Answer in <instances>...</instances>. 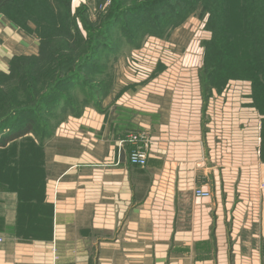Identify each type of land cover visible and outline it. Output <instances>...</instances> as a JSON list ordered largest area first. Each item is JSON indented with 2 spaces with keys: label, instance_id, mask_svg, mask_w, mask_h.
I'll use <instances>...</instances> for the list:
<instances>
[{
  "label": "crops",
  "instance_id": "1",
  "mask_svg": "<svg viewBox=\"0 0 264 264\" xmlns=\"http://www.w3.org/2000/svg\"><path fill=\"white\" fill-rule=\"evenodd\" d=\"M39 50L32 30L0 14V74ZM119 60L107 93L79 114L0 147L1 170L22 160L40 173L0 174V264H264L256 95L233 78L205 92L189 72L194 61L161 62L143 81L132 72L139 61L126 59L118 75ZM140 130L152 140L145 166L132 165L130 146L120 144ZM21 143L36 151L9 152Z\"/></svg>",
  "mask_w": 264,
  "mask_h": 264
},
{
  "label": "rangeland",
  "instance_id": "2",
  "mask_svg": "<svg viewBox=\"0 0 264 264\" xmlns=\"http://www.w3.org/2000/svg\"><path fill=\"white\" fill-rule=\"evenodd\" d=\"M119 1L123 2L121 6L117 3ZM5 14L17 27L26 32L32 30L39 42L41 38L49 42V48H57L58 56L65 54V51H75L76 48L73 47L78 45L76 41L78 33H82L83 38L88 36L82 20H85L86 26L95 34L99 32L103 35L99 42L106 47L103 49L100 47L103 53L100 55V61L91 64L92 66L99 64L98 74L93 71L88 73V67L82 73V77L88 81L85 91L82 88L86 81L80 87H58L59 91L45 105L47 110L49 105L58 102L56 108L51 109L49 106L47 112L45 110L35 113L37 116H43L39 123L46 126L49 125V121L50 124H54L66 116L70 111L69 102H73L76 107L81 106L86 97L84 94L88 97L90 93L95 95L103 92L99 90L96 92L93 86L98 85L100 90L105 89L107 85L100 86L99 82L105 79L104 83L107 84V80L115 77L112 62L119 56L120 60L116 64L118 75L126 64V59L129 62L139 61L138 65L133 64L135 68L132 72L133 76L142 78L143 81L160 74L161 62L172 68L184 60H190L195 64L197 62V67L194 70L191 68L189 72L191 76L192 73L199 74L205 92L211 88L220 91L225 86L229 87V83H226L229 77L234 79L232 84L238 83L241 92H245L246 87L247 91L255 95L258 89H262L258 88L256 82L258 79L262 80L264 76V74L260 75L264 70L261 64L264 62V41L263 49L259 50L261 53L252 50L243 32L246 23L247 30L255 41L258 38L260 40L262 36L264 38V0H115L114 2L113 0H17L7 8ZM114 14H117L120 20L118 19L113 25L111 32H106L109 21L117 16ZM62 22L65 27L69 24L74 25L73 36L62 30L64 29L61 26ZM177 26H181L177 36L169 40L168 34ZM155 35H159L157 37L158 39L160 37L161 41L152 39ZM176 40L180 41L176 43ZM176 44L180 50L171 49L172 46L176 49ZM175 71L176 69L170 70V73L173 74ZM6 83L10 85L9 90H11L13 79H9ZM250 84H252L251 89H249ZM10 92L13 95V92ZM257 99L256 97L254 101L257 107L259 105L264 107V95ZM5 111H7V103H5ZM15 146L9 152L19 157L22 153L35 149L31 145L22 143L19 147ZM7 169L10 176L38 171L37 167H32L22 160L10 161ZM6 170L0 169V174ZM39 174L37 172L35 175Z\"/></svg>",
  "mask_w": 264,
  "mask_h": 264
},
{
  "label": "trees",
  "instance_id": "3",
  "mask_svg": "<svg viewBox=\"0 0 264 264\" xmlns=\"http://www.w3.org/2000/svg\"><path fill=\"white\" fill-rule=\"evenodd\" d=\"M15 1L17 0H0V14L3 13L4 15H6L5 11ZM114 1L115 0H113V2ZM117 3H119L120 6L123 4V2L121 1ZM69 12L71 13L70 9ZM116 15L117 14H114V16ZM118 19L119 16L117 15L115 18L109 21L106 32H111L113 30L112 27L118 21ZM82 21L83 23H85V29L88 32V36L83 38L82 33L77 34L76 41L78 45H76V47H73L76 48L75 51H65V54H61L62 56H58V49L52 46V48H49V42L47 43L40 38L41 42L38 55L15 56L12 59L10 71L8 73L0 74V147H5L8 143L22 136H27V134L31 133L43 137L50 129L51 124L50 121L48 126L39 123L40 118H42L43 116H37L35 113H37L38 111L46 110V102L53 99L54 94L59 91L58 87H80L84 85V81H86L85 85L82 88V90L85 91V86H87L86 83L88 81L86 80V78L82 77V73L87 69V67L88 73L93 71L94 73L96 72V75L98 74L99 64H97L96 66H92L91 64L94 61H96V63L97 61H100V55L103 54L102 49L106 47L104 44H101L99 42L100 37H102L103 35L99 32L98 34H95L90 28L86 26L87 23L85 22V20ZM107 23L108 20L105 24L107 25ZM61 26L62 28H64L62 29L64 32H67L68 35L73 36L74 25L72 26V24H69L68 27H65V24L62 22ZM244 26L245 29L243 35L246 37L250 49L261 51L263 49V36L260 37V40L258 38L255 41L252 38V35L248 32L246 23H244ZM255 42L257 43L255 44ZM77 47H79V49ZM100 47H102V49ZM97 51L99 53H96ZM116 58H114V60H116ZM114 60L112 62V67L114 64ZM261 64L264 66V62H261ZM99 67L100 69H102L101 66ZM262 74H264V70L261 71L260 75ZM9 79H13L14 82L11 90H9L10 85L6 83ZM104 80L105 79L101 80L99 82V85H107L105 89L100 90L101 88H99L98 85L93 86L96 92L98 90L103 92H98L95 95L93 93H90L88 96L90 97V101L88 100L87 95L83 93L86 96L84 102L81 103V106L77 107L73 104V102H69V112L77 115L80 113V110L86 103H89L92 100H97L98 98L106 94L109 90L110 82L112 81V79L110 78L109 80H107V84L104 83ZM256 84L258 88H262L258 89V91H256L255 93L256 97L258 98L257 100H259L264 95V76H262V80L258 79ZM10 91L13 92V95ZM75 102L77 103V100ZM5 103H7V111L4 112ZM57 105L58 102L52 103L49 106L51 107V109H54ZM258 108L264 115V107H261L259 105ZM48 109L46 110V112L48 111Z\"/></svg>",
  "mask_w": 264,
  "mask_h": 264
},
{
  "label": "built area",
  "instance_id": "4",
  "mask_svg": "<svg viewBox=\"0 0 264 264\" xmlns=\"http://www.w3.org/2000/svg\"><path fill=\"white\" fill-rule=\"evenodd\" d=\"M151 137L148 132L144 130L128 133L120 144H128L130 146L129 162L136 166H145L149 157V150L151 146ZM197 197H210V192L201 188L195 190Z\"/></svg>",
  "mask_w": 264,
  "mask_h": 264
}]
</instances>
